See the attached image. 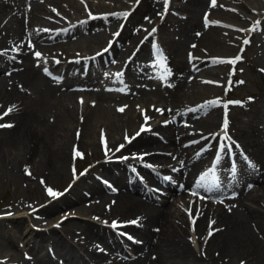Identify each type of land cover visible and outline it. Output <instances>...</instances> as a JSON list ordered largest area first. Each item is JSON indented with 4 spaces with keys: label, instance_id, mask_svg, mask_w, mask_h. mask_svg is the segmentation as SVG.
<instances>
[{
    "label": "rangeland",
    "instance_id": "obj_1",
    "mask_svg": "<svg viewBox=\"0 0 264 264\" xmlns=\"http://www.w3.org/2000/svg\"><path fill=\"white\" fill-rule=\"evenodd\" d=\"M173 1L178 7H183L185 9L182 10L178 8L179 12L175 10L174 14H170V5ZM189 2L190 0L188 2H186V0H167V3H165V0L41 1L40 5L42 6V10L37 12L38 14L45 12L44 18L41 20L35 16L33 17L35 19L27 22V13L23 10L24 13L20 10L17 14L19 21L22 20L21 23L25 30L35 29V31L37 30L41 33H47L49 36L51 35V38L46 39L49 41L47 42L48 44L45 46V49H42L44 45L41 44L39 46L38 42L36 43V48L31 47L30 40L32 39L29 38L27 34H25L26 36L22 35L18 39L12 35L9 26L11 25L12 17L15 15L10 13L13 9L8 8L6 13H3L0 16V36H2L0 37V54L4 55L2 61L5 63L8 59H13V56L20 51L21 47H23L24 51L28 53L33 49L32 55L40 53V56L36 58L38 64L37 69L39 72H41L43 68L48 69L47 64H50L53 69L60 71L61 74L70 77H77L80 73L81 67H83L89 59L91 61L99 50H102L110 41L113 42L116 39L115 36L126 31L127 36L129 38L134 36L133 38H135L137 43H130L126 40L124 41L126 37L123 41L121 40L120 45H116L117 47L114 50L117 52V56L125 53L123 55L124 63L122 65L118 63L116 61L117 56L114 60L112 59V61H116L112 65L108 60L110 63L106 69L108 72H111L121 65L122 70H129V75L130 72L138 73L137 68L140 67L139 65L141 64V61L142 63L144 62V58L141 60L139 57L143 54L148 55L149 46L159 49L163 55V68L165 74L163 78L165 82L161 84L160 88L167 89L168 85H174L173 87L175 89H179L177 95L180 99L178 96L177 98L180 102L179 104H181L180 108L184 112H187L188 109L194 111L196 110V106L204 105L203 107L205 110L198 114V116L201 115L200 117L204 118V121L197 126L195 125V127L194 125L191 127V129L193 127L194 129L199 128L196 130V134L200 135L201 132L213 133L215 130V132H220L221 130L225 131L226 128V131L229 133L232 132V135L237 134V137L239 135L238 131L242 130L243 132L249 133L251 140L257 142L263 141L264 107L261 106V101L264 99V69H260L259 63H264V52L262 49L264 48V43H260V41H264V0H200L199 4H193L192 7H190L191 4ZM14 13H16V10H14ZM86 15L91 16L86 17ZM184 15H186L185 18H183ZM193 15L198 22L207 26V29H205L208 32V35H210L209 37H211L209 45L205 46L203 44L204 47L200 49L198 48V50L196 49V51L192 52L195 57L203 60L200 64H195V62L191 64L189 61L191 57H185L182 50L179 58L175 54V48L178 46V43L182 38L183 30L186 26L189 27L195 22ZM200 16L201 18L208 20L209 23L204 24L205 21L200 20ZM81 20L88 22L84 29L75 28L73 30L70 28V26L76 25ZM184 22H186L185 27H183ZM251 23L254 28L257 26V29L260 32L257 33L255 30L256 32L254 31L249 37L251 40L248 42L247 39V43H245V39L248 36L245 33V30L247 25ZM122 24H124L125 28L124 26L122 27ZM112 27L113 29H111ZM119 27H121L120 30H118ZM152 29H155V32H153ZM197 29L198 28L193 29L195 32L190 31V34L201 38L202 35L200 36V34L202 30ZM57 30L62 33L70 34L63 37L59 34L56 36L57 38L54 37L55 39L52 40V37L53 35H56ZM80 30L83 31L80 32ZM130 30L131 34L129 33ZM72 32L74 34H72ZM140 40H143V42L140 46H137ZM117 43H119V40ZM259 43L261 45L259 50L254 49V47H258ZM16 44H18V46ZM124 44H126L124 48V50L126 49L125 52H123L122 49V45ZM182 46L183 45L181 44L180 48ZM57 48H59V50L61 49V52H59ZM70 51L71 53H69ZM138 52H140V54ZM200 53L203 54L201 55ZM235 54H239V64L237 63L236 66V71L239 76H234L232 79V76L229 77L228 65L220 63L218 59L222 56H233ZM204 56L206 57L204 58ZM17 60L18 59L15 60V63H17ZM79 61L84 62L82 64V62L79 63ZM251 61L252 63H250ZM11 62L12 60H10V63ZM21 62L17 63L15 66L12 65L13 67L20 68L22 65ZM181 62L183 65H181ZM68 63V66L71 68L68 69L67 73H64V69ZM77 64L79 67L72 70L73 65L74 67H77ZM12 65L8 64L6 68H12ZM190 68H192V70ZM250 68L251 70H249ZM0 69V73L5 71L2 70L4 67H1ZM103 69L101 68L102 71H105ZM22 71L23 70L19 69V71L17 70L16 72ZM129 75L125 77L129 79ZM7 77L9 84L6 90L9 91L12 88H16L15 92L18 95H24L26 97L35 95V90L27 86H22L18 77H13L11 73ZM161 79L162 78L159 77L156 81H162L163 79ZM63 82L65 86H69V84L73 82V78H64L61 83ZM212 82H215V84ZM10 85L13 87L10 88ZM140 85L144 86V83H140ZM231 90L233 92H231ZM64 94L59 97H57L59 94H55V97L58 98V100L55 98H53V100L55 101V104L65 103L67 109L72 108L73 110V112L70 113L72 115L69 117L67 114L60 112V117L56 120L58 132H60L59 125L62 124L61 126H65L64 128L67 130L68 135H70L69 140H67L68 146L65 148L66 150H64L66 161H58L54 156L52 157V151L48 152V154L51 155L46 156L42 154L44 151H42L43 147L40 146L43 140L39 133L40 129L35 133L36 130L31 128V130H34L33 133L37 137L34 138L35 141L33 140V144L35 143V146L38 144L37 148L34 146V157L32 158V161H30L29 164L23 162L22 169L20 168V170L17 171L18 178H13L12 173L8 171V163H3V168L0 166V244L10 246L9 248L11 251H14H12L13 264H22L21 262H26L25 259L19 257L22 251H24L26 255L34 257V264H37L38 258L46 255L45 247L48 248L47 253H49L51 257L49 258L54 262V259L52 258L55 256H60L62 258V255H59L58 253L55 255L54 253L60 249L58 246H61V244H67V246L73 245L74 247H77V249H75L77 254L85 255L86 251H84L83 245H85L84 239L86 233L82 231L85 227L81 224L83 220L92 219L94 222V214L95 216L98 214V216L107 219V223L111 226L114 221L125 222L133 218L132 212L124 210L129 207L126 195L134 194L129 190L121 189L122 187L133 184L135 180L134 176L128 178L129 180L124 179L125 175L131 173V171L128 172L126 159L129 160L128 164L132 163L138 165V163L143 161L142 164L145 167L156 170L155 167L158 158L161 157L162 154L153 153L150 160H144L140 157V153L145 152L144 150L147 148H155L156 146H158L156 148L160 151H166L165 149L167 147V151H170L169 149H171L170 146L164 142V135L162 133H159V137L155 138L153 132L151 136L147 133L148 131L146 132L144 130L146 133L141 131L142 120H136L138 118L137 114L139 113L135 112V107L139 105V108L143 109L147 102L145 100H139L140 95H136L139 98H135L132 103L120 113V111L118 112L113 109V107L107 105L105 108L100 106H87L85 109V104L84 106L82 105V107H79L71 96V91H68L65 95ZM107 97L111 96L104 94V92L99 94L98 98H101L103 102L98 105H103ZM226 98L229 99V104L226 107L221 106L223 100ZM149 99L155 102L153 97H150ZM156 99L159 102H164L162 98ZM112 102L113 104L116 103L119 105L117 99H112ZM210 105L216 107L218 110H216L217 117L215 118H213L212 107H210ZM12 108L16 109V106H12ZM7 111V114L12 113L10 111V106H0V114ZM82 111L83 113H81ZM140 115V117L145 116V118L149 119V116L146 114L144 115L143 113H140ZM157 115V118H151L152 121H157L161 116L159 112ZM51 117L47 116L48 119L46 121L48 122L50 120L52 122L53 119ZM149 122L150 121H147L146 123ZM15 123V118L12 117L9 119L6 116L0 119V160H3L4 162H16V159H19V155H21V142L14 144V141L12 142L11 138L12 129L7 131L9 126L12 124V127ZM209 129L213 130L210 131ZM165 130H172V128H166ZM137 133L141 134L137 135ZM99 135L105 137L104 144L99 142ZM236 143L239 147L238 142ZM120 144H122L123 147H120ZM118 148L119 150H117ZM121 149L124 150L123 153L121 152ZM35 152L37 153V156H35ZM66 152L68 153L66 154ZM106 152L111 153L106 155ZM125 154H127V156H125ZM42 158L45 160L44 164L43 161L40 160ZM124 159L125 161H122ZM236 159L238 161L244 160L241 167L246 166L248 168L249 172H247V177L252 176L256 172L255 166L250 158L244 157L240 159L239 157H236ZM222 160L225 161V157L224 159H221V161ZM117 162H120V164ZM44 165L46 166L44 167ZM32 166L37 168L34 172ZM252 168L254 169L252 170ZM19 171H21V173H19ZM29 173L37 174L38 181L24 179L25 177L23 176L30 175ZM242 177L243 174L239 175V178H237L235 183V186L237 185L236 188H238V185L242 182ZM137 183H139V186L136 188H139L140 190L142 189L143 184L146 186H150L149 184H155L153 176H148L147 178L138 177ZM91 187H99L100 191L97 193H99V197H101L104 202H102L101 199H99L101 202L98 201L99 205L98 202H89L92 200L91 198L93 194L88 193L86 190ZM255 188L257 191H254ZM258 189L259 185L251 188V190H253L251 191L253 196L252 198H248L249 201H246V199L245 201L243 200V202L246 203V205H243L246 207L252 206L255 207V209L257 208L264 212V191H259ZM82 190L83 192H81ZM52 193H55V195ZM49 194L52 195L48 196ZM185 196L189 197L191 200L199 199L189 192H186ZM137 197L141 198L138 195ZM162 198L164 199L165 196L161 197V199ZM86 202H89V205L85 204ZM166 203L170 204L169 202ZM48 206L52 208L51 211L47 210ZM72 206L74 208L76 206L79 208L82 207L80 208L81 216H79V219L68 217L66 220L58 222L57 224V218L61 217V214L63 213L66 214L68 211H72ZM218 207H215L213 211H208V213H211V216L204 212V216L198 217L196 220V211L192 208L185 207L184 200L183 198L181 199V195L179 194L171 199L170 208L169 206H159L153 208L152 211H149L148 216L156 217V220L159 219L158 216L163 209L167 211V216L170 215L168 217L169 221H171L173 217L179 218L175 229L177 230V236L180 237V243L178 244L181 245L182 249L178 247L169 252L166 249V246H163L162 248L165 250L166 256H170L169 259L172 261L180 260L178 256L181 254L184 255L183 253L185 252L188 258V264L191 259L189 253H191V255L194 254L196 258L202 259L204 264H264V218H262L260 222H256L253 218L244 217L240 223H237L239 226L234 228V226H228V221L222 219V217L214 215V211ZM223 210L228 213L227 210L229 209L223 208ZM138 212L139 211L136 210L137 214ZM83 217H85V219H82ZM209 217L214 218L215 221L213 223L209 222ZM201 221L202 223L199 225V222ZM18 223L20 224L18 225ZM173 224L175 225V222ZM187 224L189 225V228H187ZM194 224L196 225L194 226ZM232 224L234 225V223ZM144 226L146 227L147 225L145 224ZM190 226L195 228L192 229ZM135 227L141 228L142 223H135ZM113 228L114 227H112V229ZM156 228L159 230L160 226L157 225ZM48 229L50 231H44ZM157 230L154 231L158 232ZM114 231L125 236L123 241L127 243H130L128 242L129 236H133L132 238L130 237L132 240L136 237L144 240L142 236H136L135 232V235L124 233L120 228H116ZM195 231L198 234H195ZM34 232H43L45 238L41 239L37 245L31 247L30 236H33ZM183 235L185 236L182 240L181 238ZM153 239L156 240L155 237ZM124 242L123 245H127V243ZM221 244H225L223 245L224 251L219 248ZM141 245L138 246L141 247ZM134 247L135 246H133V248L130 247V253L133 252ZM49 248L53 249V251H50ZM151 250H153V248L149 249V252H151ZM153 251L155 253V250ZM115 252L118 253L119 250H115ZM135 252L137 254L141 253L140 250L138 252L135 250ZM150 255H152L150 259L153 260V257L156 254L150 253ZM184 258L186 259L185 255ZM109 259L111 262L118 261V258L114 256L113 260L111 258ZM121 259H125L123 264L129 263L126 261L130 260L123 256ZM2 262L0 261V264H6V262ZM63 263L67 264L65 261Z\"/></svg>",
    "mask_w": 264,
    "mask_h": 264
},
{
    "label": "bare ground",
    "instance_id": "obj_2",
    "mask_svg": "<svg viewBox=\"0 0 264 264\" xmlns=\"http://www.w3.org/2000/svg\"><path fill=\"white\" fill-rule=\"evenodd\" d=\"M189 0H187L188 2ZM200 0H194V1H191L190 0V7H192L193 4H199ZM145 4V3H144ZM236 4V3H235ZM153 6V5H152ZM93 7V6H92ZM97 7V6H96ZM240 7V6H239ZM9 8V3L7 2H3L0 0V16L3 14V13H6L7 9ZM153 9H156V8H153ZM40 10H42V6L39 4V3H35L33 5V8L30 10V19L33 20L35 18L33 17H37V18H42V16L45 15V12L43 13H36V12H39ZM96 11V10H95ZM154 11V10H153ZM14 12V10H13ZM20 12V10H19ZM156 12V11H155ZM95 13V12H94ZM211 13V12H210ZM81 14V13H80ZM92 14V13H91ZM171 14V13H170ZM20 15V14H19ZM10 16V14H9ZM87 16V15H86ZM91 16V15H90ZM20 17V16H19ZM171 17V16H170ZM237 17V16H236ZM10 18V17H9ZM22 18V17H20ZM80 18V17H79ZM169 18V17H168ZM11 19V18H10ZM105 19V18H104ZM95 20V19H94ZM101 20V19H100ZM103 20V19H102ZM237 21V20H236ZM22 22V20H21ZM21 22L19 21V18L17 15H15L14 17H12V22H11V25L9 26L10 28V31H12V35L15 37V38H20L23 34L27 33L29 38L31 37L32 40H35V43H39V45L42 44V40L45 41L46 39H49L51 38L50 36H46V35H43V33H38L37 31L35 30H24V28L22 27V24ZM162 22V21H161ZM262 22V21H261ZM32 23V22H31ZM68 24V23H67ZM28 25V24H27ZM38 25V24H37ZM36 25V26H37ZM54 25V24H53ZM71 25V24H70ZM195 25H197V23H193L191 26H189V29L195 27ZM6 26V24H5ZM50 26V25H49ZM48 26V27H49ZM68 26V25H67ZM103 26V25H102ZM35 27V25H34ZM51 27V26H50ZM53 27V26H52ZM83 27H85V25H83ZM107 27V26H106ZM110 27V26H109ZM254 27V26H253ZM256 27V26H255ZM8 28V27H7ZM68 29V28H67ZM113 29V27L111 28ZM188 27L185 28L183 30V35H182V38L180 39L179 43H178V46L175 48V54L176 56H178V58L180 57V52L182 50V52H186V51H190L191 54H193L192 52L196 51V49L198 50V48H202L207 45L210 44V39L211 37H209L210 35H208V32L205 30V29H201L202 32L200 34V36L202 35L201 38L198 37H195L191 34H188V31H187ZM207 29V28H206ZM125 30V29H124ZM129 30V29H128ZM198 30V29H197ZM58 31V30H57ZM71 31V30H70ZM257 31V30H256ZM255 31V32H256ZM52 32V31H51ZM195 32V31H193ZM263 32V31H262ZM10 33V32H9ZM57 33V32H56ZM210 33V32H209ZM2 34V33H1ZM7 34V33H6ZM11 34V33H10ZM91 34V33H90ZM129 34V33H128ZM59 35V34H57ZM80 35V34H79ZM92 35V34H91ZM26 36V35H25ZM42 36V38H41ZM54 36V35H53ZM254 36V35H253ZM2 37V36H0ZM87 37V36H86ZM89 37V36H88ZM126 37V38H125ZM134 36L132 37H128L127 36V32L125 31L124 34H121L120 37H119V42L123 39L124 41H128L130 43H137L135 38H133ZM13 38V37H12ZM262 38V37H261ZM14 40V39H13ZM31 40V41H32ZM66 40V39H65ZM87 40V39H86ZM251 40V39H250ZM4 41V40H2ZM49 41V40H48ZM78 41V40H77ZM76 41V43H77ZM213 41V40H212ZM18 42V41H16ZM57 42V41H56ZM59 42V41H58ZM62 42V41H61ZM66 42V41H65ZM81 42V41H80ZM23 43V42H22ZM71 43V42H70ZM189 43L188 47H187V44ZM264 43V42H262ZM61 44V43H60ZM79 44V43H78ZM119 43L114 42V47L116 45H118ZM181 44L183 45L181 48ZM204 44V45H203ZM18 46V44H16ZM21 45V44H20ZM25 45V44H24ZM59 45V44H58ZM62 45V44H61ZM120 45V44H119ZM248 45V44H247ZM52 46V45H50ZM112 46V45H111ZM110 46V47H111ZM126 44L122 45V49H123V52H125L124 48H125ZM263 46V45H262ZM32 47V46H31ZM42 47V46H41ZM48 47V46H47ZM75 47V46H74ZM121 47V46H120ZM30 48V47H29ZM39 48V47H38ZM53 48V47H52ZM55 48V47H54ZM183 48V49H182ZM41 49V48H40ZM59 50V48H57ZM251 49V48H250ZM263 49V48H262ZM33 50V49H32ZM51 50V49H50ZM71 50V49H70ZM259 50V49H258ZM48 51V50H47ZM66 51V50H65ZM113 54H112V58L109 59V61L111 62V65L114 64L116 61L120 64L123 63L124 61V57L123 55L125 54H119L117 56V52H115V50H113ZM246 51V50H245ZM261 51V50H260ZM44 52V51H43ZM46 52V51H45ZM59 52H61V49L59 50ZM80 52V51H79ZM200 52V51H199ZM247 52V51H246ZM30 53V52H29ZM71 53V51L69 52ZM209 53V52H208ZM262 53V52H261ZM55 54V53H54ZM53 54V55H54ZM62 54V53H61ZM81 54V53H80ZM201 54V53H200ZM203 54V53H202ZM201 54V55H202ZM63 55V54H62ZM85 55V54H84ZM90 55V54H89ZM260 55V54H259ZM56 56V55H55ZM117 56V59L116 61H112V59L114 60V58H116ZM68 57V56H67ZM73 57V56H72ZM206 56H204L205 58ZM264 57V56H263ZM142 58H144L143 56L139 57V59L142 60ZM185 58V57H183ZM1 59L2 57L0 56V62H1ZM196 59V64L198 62H201L203 61L202 59L198 58V57H195ZM60 60V59H59ZM259 60V59H258ZM257 60V61H258ZM18 61V60H17ZM65 61V60H64ZM190 61V60H189ZM242 61V60H241ZM96 62V65H95V68L98 72H104L105 73V76H110L112 75L111 72H108L107 70L105 71H102L101 70V67L100 65L102 64L103 66V63L104 61L100 62L98 60H95ZM259 62V61H258ZM117 63V64H118ZM207 63V62H205ZM83 64V63H82ZM192 64V63H191ZM216 64V63H215ZM239 64V63H238ZM261 66L264 65L263 62H260L259 63ZM4 65L6 66V63H0V67ZM65 65V64H64ZM68 64H66L67 66ZM181 65L182 62H181ZM206 65V64H205ZM242 65V64H241ZM244 65V64H243ZM256 65H257V62H256ZM195 66V65H194ZM239 66V65H238ZM40 67V66H39ZM74 67V65H73ZM193 67V66H192ZM264 67V66H262ZM64 68V66H63ZM241 68V67H240ZM252 68V67H251ZM251 68L249 70H251ZM19 69L23 70L22 72H16L17 70L19 71ZM174 69V68H173ZM188 69V68H187ZM192 70V68H190ZM261 69V67H260ZM1 70V69H0ZM14 70V69H13ZM17 70H14L15 72L12 73V76L13 77H18V80H20V83H22L24 86H27L29 88H33L35 90V95L34 96H24V95H18L16 94L15 92V89L16 88H12L13 86L10 85V89L9 91L6 90V88H2V84L0 82V106H10V111L12 113H9L5 116H7L9 119L10 117L12 118H15V121L16 123L10 127L7 131L11 130L12 129V133H11V138H12V142L14 141V144H16L17 142H21V148H20V152H21V155H19V159H16V162L14 161H10V162H4L3 160H0V166L3 168V163H8V171L12 173L13 175V178H18V170H20V168L22 169V165H23V162L25 163H30V161H32V158L34 157L33 156V153H34V146H35V143L33 144V140L34 138H37L34 133H33V129L36 130L35 133H37L38 129H40V136L42 137V144L40 145L41 147H43V150L44 151L42 154L44 155H51V154H48V152L52 151V157L54 156L58 161H63L65 159V153H64V150H66L65 148H67V140H69V136L68 135V132L67 130L64 128L65 126H61L62 124L59 125V131L58 132V129H57V124H56V120L59 119L60 117V112H63L65 114L69 116H71L72 114H70L71 112H73L72 108L70 109H67L66 108V105L65 103H60V104H55L53 98L57 99L55 97V93L57 91L56 87L51 85L50 84V81L46 80L39 72L38 70L33 67L31 64H30V56L28 57V55L25 53L22 55V67L21 68H17ZM205 70V69H204ZM127 71H129L127 69ZM204 72V71H203ZM63 73V72H62ZM79 73V72H78ZM264 73V71H263ZM147 74V73H146ZM196 75V74H194ZM200 75V74H199ZM215 75V74H214ZM189 76V75H188ZM193 76V74H192ZM197 76V75H196ZM190 77V76H189ZM195 77V76H194ZM217 78V77H216ZM222 78V77H221ZM240 78V77H239ZM238 78V79H239ZM200 79V78H199ZM237 79V78H236ZM185 80V79H184ZM190 80V79H189ZM194 81V80H193ZM202 81V79H201ZM11 82V81H10ZM14 82V81H12ZM16 82V81H15ZM198 83V82H197ZM199 84V83H198ZM239 84V83H238ZM13 85V84H12ZM68 85V84H67ZM234 85V84H233ZM233 87V86H232ZM234 88V87H233ZM243 88V87H242ZM179 90V89H178ZM177 89L173 88V89H159V88H150L148 87V89H137L134 94L135 95H140V99H147L149 97L147 96H152V97H156V98H162L164 100V102H166L167 104H169V106L172 107V109L175 108V106H180V102L177 98V92H178ZM181 90V88H180ZM231 92H233L231 90ZM103 93V91H99V92H96L94 89H90L89 92H84L85 95L87 96H92L95 98L96 100V105L102 103L103 101L101 100V98H98V95ZM248 93V92H247ZM27 94V93H26ZM62 94L64 93H60L57 97L59 96H63ZM65 95V94H64ZM257 95V94H256ZM219 96V95H218ZM259 96V95H258ZM127 100V96H125ZM123 96H118L116 99L117 100H122L123 98H125ZM143 97V98H142ZM179 97V96H178ZM237 97V96H236ZM62 99V98H61ZM59 99V100H61ZM180 99V97H179ZM207 99V98H206ZM217 99V98H216ZM239 99V98H238ZM254 99V98H253ZM53 100V101H52ZM182 100V99H181ZM180 100V101H181ZM233 100V99H232ZM215 101V99H214ZM217 101V100H216ZM182 102V101H181ZM208 102V101H207ZM253 102V101H252ZM264 104V102H263ZM188 105V104H187ZM193 105V104H192ZM256 105V104H255ZM12 106H16V109H13ZM202 106V105H201ZM248 106V104H247ZM258 107V106H257ZM256 107V108H257ZM2 108V107H1ZM5 108V107H4ZM207 108V107H206ZM3 109V108H2ZM171 109V110H172ZM193 109V108H192ZM210 109V108H208ZM211 110V109H210ZM253 110V108H252ZM87 112V111H86ZM209 112V110H208ZM241 112V111H240ZM248 112V111H247ZM263 113V112H262ZM204 114V113H203ZM212 114H213V118L217 117L216 116V109L213 108L212 110ZM86 115V114H85ZM89 115V113H88ZM145 115V114H144ZM149 115H153V112H150ZM219 115V114H218ZM256 115V114H255ZM260 115V114H259ZM47 116H52L51 118L53 119V121L51 122L50 120L48 122H51V123H48L46 120L48 119ZM201 116V115H200ZM203 116V115H202ZM207 116V115H205ZM247 116V115H246ZM254 116V115H253ZM138 117V116H137ZM189 122L188 124H183V125H180L179 126V129L177 130L179 133L180 132H183L185 133L186 135H191L193 134V132H191L189 130V128H191L193 125L195 127V125H199V123H202L204 121V118L202 119L201 117L199 116H196L195 113L193 112L192 114H189ZM212 117V116H211ZM220 117V116H218ZM249 117V115H248ZM163 118V117H162ZM256 118V117H255ZM208 119V118H207ZM65 120V119H64ZM214 121V120H213ZM219 121V120H218ZM69 122V121H68ZM250 122V121H249ZM207 123V122H206ZM221 123V122H220ZM257 123V122H256ZM204 124V123H203ZM219 124V123H218ZM256 125V124H255ZM263 125V124H262ZM67 126V125H66ZM29 127V128H28ZM68 127V126H67ZM194 127L192 128L194 130ZM213 127V126H212ZM262 127V126H261ZM31 128H33L31 130ZM215 128V127H214ZM219 128V127H218ZM199 129V128H198ZM258 129V128H257ZM210 130V129H209ZM213 130V129H212ZM210 130V131H212ZM259 130V129H258ZM173 131L172 130H164L165 133L167 134H171ZM207 131V130H206ZM216 131V130H215ZM214 131V132H215ZM237 131V130H236ZM246 131V129H245ZM145 132V131H144ZM232 133V132H231ZM239 135H238V138L240 140V143H241V146L242 147H245V146H251L252 149L249 151V154L255 158H258L257 159H254L256 161L257 164L260 165V167L264 168V142H260V143H255V142H251L250 138H249V133L247 132H243V131H238ZM2 134V133H1ZM258 135H261V134H258ZM1 139V138H0ZM259 139V138H258ZM35 141V140H34ZM41 141V140H40ZM121 143V141H120ZM72 144V143H71ZM38 145V144H37ZM37 145L35 146L37 148ZM122 145V144H120ZM16 146V145H15ZM19 146V147H20ZM125 148V147H124ZM72 149V148H71ZM70 149V150H71ZM254 149V151H253ZM37 151V150H36ZM69 151V150H67ZM36 153V152H35ZM68 152H66L67 154ZM70 153V152H69ZM120 153V151H119ZM123 153V152H122ZM180 154H182V152H180ZM43 155V156H44ZM35 156H37V153L35 154ZM50 158V157H49ZM43 161V164H44V158L40 159ZM51 160V159H50ZM34 163V162H33ZM127 163V162H126ZM27 164V165H28ZM120 164V163H119ZM46 165H44L45 167ZM6 167V166H5ZM54 167V166H53ZM30 168V167H29ZM33 172L34 170H36L37 168L33 167ZM5 169V168H4ZM25 169V168H24ZM257 170V169H256ZM138 171V170H137ZM260 171V170H259ZM19 173H21V171H19ZM25 173V172H24ZM139 173V172H138ZM26 174V173H25ZM30 175H27V176H23L25 177L24 179L26 180H33V181H38V175L35 174V173H29ZM248 174V173H247ZM12 178V179H13ZM21 178V177H20ZM263 178V179H262ZM150 179V178H149ZM2 180V179H1ZM16 180V179H15ZM240 180V179H239ZM258 180V181H257ZM252 182H255L256 185H259V191H264V173H261L259 174V177L258 178H252V180H250ZM137 185V182H136V178L133 182V184H130V185H127L125 187H122L121 189H126V190H129L130 192H133L135 191V187ZM96 186V185H95ZM102 188V187H101ZM99 187H92L90 190L88 191H92V192H96V191H99ZM256 190V189H255ZM254 190V191H255ZM253 191V190H252ZM257 191V190H256ZM83 192V190L81 191ZM119 194V193H118ZM128 194V193H126ZM104 196V195H103ZM253 196V195H252ZM251 194L250 193H247V194H239L238 196H235L233 198L234 202L237 203V208L236 209H232L229 213H225L220 207H218L215 211H214V215L218 217H222V219L228 221V226L232 227L234 226L237 227L239 226V224L237 223H240L244 217H247V218H253L256 220V222H260V220L262 218H264V212L263 211H260L259 209H255V207H252V206H244L243 205V200L244 199H248V198H252ZM263 197H264V194H263ZM103 198V197H102ZM109 198V197H108ZM105 199V198H103ZM113 199V198H112ZM123 199V198H122ZM182 199V198H181ZM110 200V199H109ZM117 200V199H116ZM126 200L128 201L129 203V207H127L126 210L124 211H130L133 213L134 215V210L136 209H139L141 208L140 210H142V212H144L143 216H145L146 220H145V223L146 225H148L145 229H139V234L144 236L145 233L147 232L149 238H148V241L150 242L153 250H155V260H152V264H188V258L185 254V252L183 253L186 257V259L184 258V255H180L178 256V258L180 260H170L169 257L170 256H166L165 254V250L162 248L163 246H166V249L171 252L173 249H176V248H181V245L178 244L180 243L179 242V239L180 237L177 236V230L175 229V226H177V223H178V219L177 217H173V219L171 221L168 220V217L170 216H167V211L163 209V211L160 213V215L158 216L159 219L156 220V217H149L148 216V212L149 210L147 209V206H145V203L142 202L140 199H138V197L134 196V195H126ZM102 201V199H101ZM99 201V202H101ZM121 201V200H120ZM254 201V200H253ZM90 202H92V200H90ZM99 202H98V205H99ZM104 202V201H102ZM110 202V201H109ZM123 202V201H122ZM89 203V202H88ZM121 203V202H120ZM84 204V203H83ZM82 204V205H83ZM91 204V203H90ZM147 204V203H146ZM93 205V204H92ZM97 205V203H96ZM103 205V204H102ZM148 205V204H147ZM105 206V205H104ZM17 207V206H16ZM86 207V206H85ZM82 208V207H80ZM51 207L48 206L47 207V210L51 211ZM95 209V208H94ZM98 210V209H97ZM95 210V211H97ZM93 211V210H92ZM123 211V212H124ZM85 212V211H84ZM87 212V211H86ZM99 212V211H98ZM129 212V214H130ZM164 212V213H163ZM94 213V212H93ZM109 213V212H108ZM139 213V212H138ZM92 214V213H90ZM137 214V213H136ZM98 215V214H97ZM34 216V215H33ZM89 216V214H88ZM95 216V214H94ZM131 216V215H130ZM167 216V217H166ZM243 216V217H242ZM30 217V216H29ZM117 217V216H116ZM123 217V216H122ZM124 218V217H123ZM42 219V218H40ZM112 219V218H111ZM43 220V219H42ZM37 221V220H35ZM175 222V225L173 224ZM231 222V223H230ZM35 223V222H34ZM42 223V222H41ZM202 223L199 222V225ZM234 223V225L232 224ZM20 223H18L19 225ZM159 225L160 226V229L157 230L158 232H153V231H149V228L152 226H157ZM150 226V227H149ZM127 229H131L132 228H128L126 227ZM95 228H88V231L89 230H93ZM143 230V231H142ZM44 231H50L49 229L48 230H44ZM43 231V232H44ZM43 232L41 233H38V232H34L33 236H30V241L32 243V245H35L36 243H39V241H41V239L45 238V236H43ZM154 234V237L156 238V240H154L153 242L151 241V236H153ZM95 235H101V230L100 229H97V232ZM185 235L182 236V240H183V237ZM7 240V239H6ZM86 243V242H85ZM57 244V243H56ZM5 245V244H4ZM4 245H1L0 244V259L1 260H4L7 264H13V253L11 251V249L9 248L10 246H4ZM11 245V244H10ZM223 245L225 244H221L219 246V248H221L222 251H224L223 249ZM60 247L58 251V253H61L64 255V259L67 261L68 264H88V262L86 261H83L82 258L77 254L75 253V251L73 250V248L67 246L66 245H62L61 246H58ZM46 248V247H45ZM14 252V251H13ZM179 252V251H178ZM52 253V252H51ZM191 259L189 260V264H204L202 259H199V258H196L194 254L191 255V253H189ZM56 257V256H55ZM90 259H101L102 256L101 255H98V254H91L90 256ZM36 258V257H35ZM45 256H42V257H39L38 258V263L39 264H55L53 261H51L47 256L46 258ZM32 260V258L30 259ZM36 261V260H35ZM22 264H34L35 262H31V261H28L26 260V262H21ZM37 263V264H38ZM142 264H145V263H142Z\"/></svg>",
    "mask_w": 264,
    "mask_h": 264
},
{
    "label": "snow or ice",
    "instance_id": "obj_3",
    "mask_svg": "<svg viewBox=\"0 0 264 264\" xmlns=\"http://www.w3.org/2000/svg\"><path fill=\"white\" fill-rule=\"evenodd\" d=\"M165 3H167V0H165ZM152 31L153 32H155V29H152ZM245 43H247V41H245ZM36 56L37 57H39L40 56V53H36ZM45 72L47 73V69H45ZM117 75H121V74H117ZM205 106H207V105H205ZM121 111L123 110V109H120ZM145 129L142 127L141 128V131H144ZM225 131H226V128H225ZM137 135H139V133H137ZM127 139V138H126ZM224 140H225V145H227V136H225L224 137ZM120 147H123L122 145L120 146ZM117 150H119V148L117 149ZM77 155H78V153H77ZM208 175H211V176H215V172L213 171L212 173H210V174H208ZM207 180V175H205V176H202L201 178H200V180L198 181V185L199 186H201V187H203L204 186V184H205V181ZM213 187H215V183H214V181L211 183V184H209V186H208V191H212L213 190ZM53 195H55V193H52ZM194 195L195 194H197V193H193ZM204 197H201V199H203Z\"/></svg>",
    "mask_w": 264,
    "mask_h": 264
}]
</instances>
